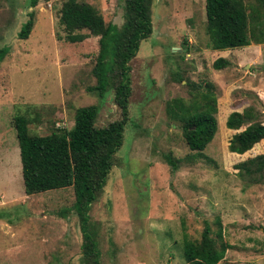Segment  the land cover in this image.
<instances>
[{
  "label": "rangeland",
  "instance_id": "rangeland-1",
  "mask_svg": "<svg viewBox=\"0 0 264 264\" xmlns=\"http://www.w3.org/2000/svg\"><path fill=\"white\" fill-rule=\"evenodd\" d=\"M120 24L124 0H80ZM248 10L255 0H243ZM63 0H0V264H80L82 236L76 215H59L74 201L72 187L24 192L13 118L34 115L30 131L45 135L70 129L77 107L95 104V125L120 118L113 89L100 98L88 91L98 37L69 42L59 25ZM27 38L17 33L28 13ZM152 32L130 61L129 120L106 185L89 214L102 264H189L181 257L185 231L201 234L220 221L231 244L217 264H264V184L242 179L235 164L264 152V139L244 154L228 150L238 130L228 114L252 106L264 122V42L212 50L205 30V0H153ZM218 57L229 65L215 69ZM216 86L217 131L204 152L190 161L180 122L165 111L172 98L189 100L194 84ZM241 127L239 130H241ZM183 159L172 171L165 159Z\"/></svg>",
  "mask_w": 264,
  "mask_h": 264
},
{
  "label": "trees",
  "instance_id": "trees-1",
  "mask_svg": "<svg viewBox=\"0 0 264 264\" xmlns=\"http://www.w3.org/2000/svg\"><path fill=\"white\" fill-rule=\"evenodd\" d=\"M37 0H31V6ZM153 0H124L123 21L118 25L106 22L97 8L80 0H63L59 10V25L69 42H81L89 36L98 37V52L92 74L96 79L87 87L102 98L109 88L120 109V118L105 126L95 125L98 106L77 107L70 129L57 128L49 134L30 131L29 125L39 122L37 112L17 114L13 125L19 148L24 192L28 195L47 190L72 187L74 201L71 207L62 208L59 215L66 217L71 211L76 215L82 236L80 264H102L97 233L90 221L91 205L106 185L114 165L116 152L123 144L125 126L129 120L131 94L130 61L136 56L140 42L152 32L151 7ZM205 30L212 50L241 48L264 42V0H255L248 10L243 0H205ZM34 23V12L22 23L18 37H28ZM8 47L0 48V60ZM229 65L224 57L216 58L212 66L222 69ZM189 100L175 97L167 101V116L180 122L182 137L191 153L186 159L212 162L204 152L217 131L216 86L211 81L194 84ZM252 106L242 111H232L225 120L229 129L238 130L228 141V150L244 154L264 139V122L255 120ZM243 127L241 130H239ZM165 159L172 171L183 159L170 154ZM242 179L264 184V152L235 164ZM216 230L205 223L197 238L184 231L181 257L189 264H217L231 244L224 239L222 225Z\"/></svg>",
  "mask_w": 264,
  "mask_h": 264
}]
</instances>
